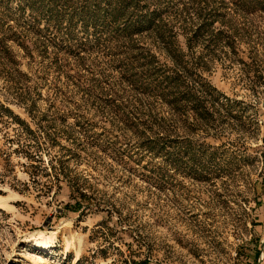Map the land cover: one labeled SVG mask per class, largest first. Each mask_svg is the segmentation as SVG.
Masks as SVG:
<instances>
[{
	"label": "rangeland",
	"instance_id": "rangeland-1",
	"mask_svg": "<svg viewBox=\"0 0 264 264\" xmlns=\"http://www.w3.org/2000/svg\"><path fill=\"white\" fill-rule=\"evenodd\" d=\"M42 256L264 264V0H0V264Z\"/></svg>",
	"mask_w": 264,
	"mask_h": 264
},
{
	"label": "bare ground",
	"instance_id": "bare-ground-1",
	"mask_svg": "<svg viewBox=\"0 0 264 264\" xmlns=\"http://www.w3.org/2000/svg\"><path fill=\"white\" fill-rule=\"evenodd\" d=\"M57 233H56V231L55 232H53V235L51 236V238L52 237H55V235H56ZM49 239H48V237H46V236H44L43 234H40V238H39V240L37 241L38 243H40L41 245H44V246H46V244H47V246L48 247H50L51 249L55 246L54 245V243L53 242H47ZM73 241V240H72ZM75 242V241H74ZM73 243V242H72ZM46 260H45V257H37V258H35L34 260H33V264H42V263H44Z\"/></svg>",
	"mask_w": 264,
	"mask_h": 264
}]
</instances>
